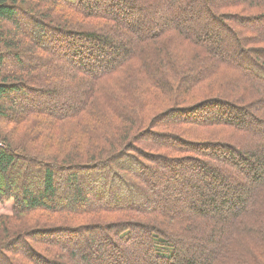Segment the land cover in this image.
Returning a JSON list of instances; mask_svg holds the SVG:
<instances>
[{
	"label": "trees",
	"instance_id": "obj_1",
	"mask_svg": "<svg viewBox=\"0 0 264 264\" xmlns=\"http://www.w3.org/2000/svg\"><path fill=\"white\" fill-rule=\"evenodd\" d=\"M263 65L264 0H0V264H264Z\"/></svg>",
	"mask_w": 264,
	"mask_h": 264
},
{
	"label": "rangeland",
	"instance_id": "obj_2",
	"mask_svg": "<svg viewBox=\"0 0 264 264\" xmlns=\"http://www.w3.org/2000/svg\"><path fill=\"white\" fill-rule=\"evenodd\" d=\"M3 27H5L7 30H10L12 27L10 26V24L9 23H4L3 24ZM33 60V63H34V61H36L37 59H32ZM39 62H42V60H37L35 63H39ZM8 66H6V68H7ZM262 69H264V65H263V67H261ZM198 96H200V95H198ZM5 110V112L6 113H8L9 115L7 116V117H1L0 116V128L2 127V128H7V127H9L10 129L11 128H13L14 129V127H15V123L14 122H16L15 120H13L16 116H15V114H16V111L14 110V109H11L9 106H7L6 107V109H4ZM14 116V117H13ZM16 119V118H15ZM71 129V127H69V126H67V127H65V128H63V129H61V135H63L64 134V131L63 130H68V129ZM60 132V131H59ZM73 135V128L71 129V131H70V133L67 135V134H65V135H63L62 137L65 139H67V138H71L70 137V135ZM62 141H64V140H62ZM61 144H63V142H61L59 145H61ZM52 145V144H51ZM56 146V145H55ZM52 151V150H50L49 148L47 149V151ZM31 155H33L32 153H31ZM32 164L33 163H28V164H26V165H28L30 168L32 167V172L30 173V176L31 177H33L34 179H31L32 180V182L34 183V184H37V179L39 178L38 176H40V174H41V172H42V166L40 167V166H32ZM40 165V164H39ZM28 167V168H29ZM58 173V175H59V172H57ZM188 174V173H187ZM196 174H194V175H192L191 176V182L192 181H196V180H198V177L197 176H195ZM196 177V179H194V178H192V177ZM158 178V177H157ZM17 179V178H16ZM16 179H15V184H18V181H16ZM159 179V178H158ZM160 181H161V179H159ZM158 180V181H159ZM5 184V180H4V178L0 181V186L2 187L3 185ZM19 185V184H18ZM59 189L61 190V186H59ZM61 197H63V195L61 194ZM61 197L60 198H58L59 200L61 199ZM58 200V201H59ZM14 201H13V199L12 198H10V199H8V200H4L3 202H0V218H1V216L2 217H6V216H11L13 213H14ZM27 218H28V216H26V217H24V218H22V220H24V223L27 221ZM22 225V224H21ZM23 227L24 226H20L18 229H23Z\"/></svg>",
	"mask_w": 264,
	"mask_h": 264
}]
</instances>
